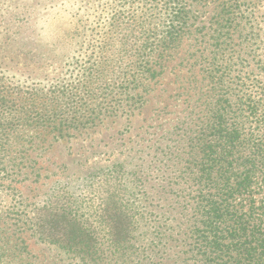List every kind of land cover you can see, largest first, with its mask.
<instances>
[{
  "label": "rangeland",
  "instance_id": "1",
  "mask_svg": "<svg viewBox=\"0 0 264 264\" xmlns=\"http://www.w3.org/2000/svg\"><path fill=\"white\" fill-rule=\"evenodd\" d=\"M152 1L0 0V264H76L36 240L27 227L58 180L78 184L94 178L99 183L93 194L85 193L97 205V194H109L103 183L110 176L102 172L99 178L94 172L121 165L113 184L127 191L131 204L137 194L143 195L139 178L145 175L153 180L155 193H166L157 195L161 205L188 194L186 181L178 185L176 179L187 166L178 159L189 160L188 146L195 136L189 130H196L203 110L198 97L186 102L188 96L179 95L188 83H193L194 95L201 86L200 66L189 58V46L194 53L206 52V46L225 48L219 62L226 79L241 88V77L255 96H264L255 91L264 87V0H207L196 5L190 17L193 38L186 39L164 73L148 80L147 90H137L141 94L128 103L122 93L133 86L123 80L110 82L107 73L113 66L104 63L106 58L119 61L118 40L128 28L135 32L141 27L147 33L143 54L155 50L165 21ZM103 66L106 79L99 85L108 81L111 89L88 88L95 94H87L85 88ZM60 92L72 93L81 102L71 122L65 121L70 127L58 126L64 130L55 129L60 119L54 122L48 101ZM167 159L171 162L166 165ZM138 205L143 209L147 202L142 199ZM154 219L149 231L141 228L136 236L154 233L163 218Z\"/></svg>",
  "mask_w": 264,
  "mask_h": 264
},
{
  "label": "trees",
  "instance_id": "2",
  "mask_svg": "<svg viewBox=\"0 0 264 264\" xmlns=\"http://www.w3.org/2000/svg\"><path fill=\"white\" fill-rule=\"evenodd\" d=\"M206 2L153 0L154 9L165 22L157 46L148 56L143 54V38L147 34L144 28L135 32L126 29L129 33L118 40L119 61L106 58L104 64L113 66L107 73L112 77L110 82L123 80L133 86L122 93L128 103L136 99L134 95L141 94V89L147 90L148 80L162 75L169 58L179 52L186 39L193 38L190 17L196 5ZM205 50L194 53L193 46H189V58L195 67L200 66L201 86L194 95L193 83H188L179 93L188 96L186 102L198 97L203 105L196 130H189L195 135L188 146L191 156L187 162L178 159L183 168L187 166L184 176L176 179L178 185L186 181L188 194H178L179 200L174 197L167 205H161L157 195L166 193H155L153 180L144 174L139 178L143 195L137 194L135 204H131L127 191L113 184L117 180L114 174L121 173L122 166H107L94 172L99 178L102 172L110 176L103 183L109 194H97V205L89 197L95 183H99L94 178H84L78 184L56 181L48 202L27 220L31 236L61 251L76 264H264V96H255L241 77L244 85L240 89L237 81L226 79L219 62L225 48L216 45L206 46ZM101 59L103 62L104 55ZM194 66L191 64L189 71ZM104 70L105 66L96 70L95 78L89 80L92 83L85 88L87 94L111 89L108 81L99 85L106 79ZM90 76L92 73L86 78ZM255 91L264 93V87L260 85ZM48 101L54 122L60 119L57 130H64L58 126L71 122L70 116L81 104L67 92L54 93ZM66 125L65 129L70 127ZM170 162L165 161L166 165ZM142 199L147 205L140 209L138 202ZM156 215L163 220L154 233L137 237L141 228L150 230ZM182 247H188L186 252H177Z\"/></svg>",
  "mask_w": 264,
  "mask_h": 264
}]
</instances>
